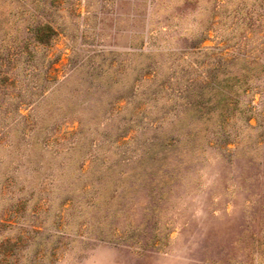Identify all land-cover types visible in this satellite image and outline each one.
Segmentation results:
<instances>
[{
	"label": "rangeland",
	"instance_id": "374dc122",
	"mask_svg": "<svg viewBox=\"0 0 264 264\" xmlns=\"http://www.w3.org/2000/svg\"><path fill=\"white\" fill-rule=\"evenodd\" d=\"M0 264H264V0H0Z\"/></svg>",
	"mask_w": 264,
	"mask_h": 264
}]
</instances>
